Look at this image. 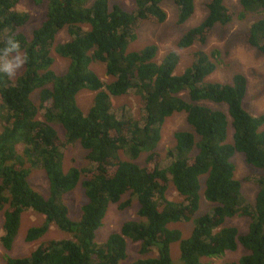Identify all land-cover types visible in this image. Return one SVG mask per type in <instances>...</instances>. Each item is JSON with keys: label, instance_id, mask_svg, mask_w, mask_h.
<instances>
[{"label": "trees", "instance_id": "16d2710c", "mask_svg": "<svg viewBox=\"0 0 264 264\" xmlns=\"http://www.w3.org/2000/svg\"><path fill=\"white\" fill-rule=\"evenodd\" d=\"M19 1L0 0V48L12 36L27 56L14 80L0 73V243L12 247L22 214L30 208L44 221L27 229L25 241L38 240L52 224L70 236L42 240L28 255L8 256L5 264H118L127 257V238L139 242L143 255L129 264H173L170 246L175 242L183 264H210L204 258L238 246L245 253L219 264H264V114L251 115L242 104L246 76L234 73L230 82L207 81L217 63L214 52L201 49L181 74L174 73L180 61L174 50L160 61L155 43L129 50L141 21H165L163 0H135L131 11L109 0H30L46 7L29 38L20 30L29 14L15 10ZM172 2L178 9L176 23L192 16L194 0ZM239 3L241 17L264 12V0ZM205 6L204 18L179 36L177 48L205 44L215 25L225 26L236 15L225 0H207ZM62 29L69 39L55 43ZM245 41L264 55V16L250 24ZM52 50L67 59L65 71L51 68ZM97 62L104 64L110 80H102L91 67ZM82 89L93 92L86 112L76 101ZM131 91L139 97L138 117L124 106L118 112L112 104L114 97ZM207 101L224 104L226 112L203 103ZM175 112L185 113L192 130L175 131L173 147L162 156L156 149L161 126ZM229 124L232 141L227 142ZM75 142L86 150L87 164L64 170L63 148ZM235 152L261 171L251 178L257 186L252 204L234 176L230 158ZM141 156L144 164L136 161ZM26 162L44 171L47 195L30 185ZM169 181L181 200L166 196ZM79 182L86 201L80 217L71 219L64 194ZM201 193L212 206L195 217ZM133 199L139 217L97 243L95 233L108 206L124 209ZM234 216L250 218L246 231L227 223ZM179 221H192L188 237L169 226ZM153 248L156 255L146 256Z\"/></svg>", "mask_w": 264, "mask_h": 264}, {"label": "rangeland", "instance_id": "374dc122", "mask_svg": "<svg viewBox=\"0 0 264 264\" xmlns=\"http://www.w3.org/2000/svg\"><path fill=\"white\" fill-rule=\"evenodd\" d=\"M207 0H194V12L192 16L184 23H176L178 9L172 0L161 1V6L166 12V19L162 23H151L148 21H141L137 30L136 39L129 45V50L140 49L144 45L149 43H155L158 46L157 61L170 50H174L179 54L180 61L175 68V74H181L185 67L189 65L193 59V53L197 50H203L207 53L214 52V61L217 63L215 71L210 74L207 81L218 82H230L234 73H242L247 78V91L242 101L244 108L251 115L264 114V55L258 52L254 47L246 43L245 34L250 24L258 17L264 16L262 13H250L248 12L241 17L242 7L239 0H225L226 5L233 8L236 15L234 19L227 25H215L212 29L207 41L203 45L195 44L185 49H179L176 46V41L179 36L188 28L198 24L206 14L205 2ZM113 3L119 5L123 10L131 11L133 9L135 0H109V4ZM45 3L35 5L30 0H20L15 5V10L19 12H26L29 14L28 21L20 27V30L29 38L32 30L38 27L44 18ZM69 39V34L65 29H62L56 35V42H64ZM134 47V48H131ZM137 47V48H136ZM51 55L54 58V62L51 68L61 73L65 71L68 61L65 58L60 57L54 50L51 51ZM99 77L104 80H110V77L106 75L104 71V64L101 62L93 63L91 66ZM23 70L20 68L14 78V80ZM93 98V92L82 89L76 96V101L80 108L86 112ZM32 99L38 101V92L32 95ZM139 97L133 94L132 91L126 95L114 97L112 104L115 110L120 112L124 106L126 111L134 116H140L141 112L138 107ZM213 108H219L226 112V106L224 104H217L213 102H203ZM113 109V108H112ZM114 110V109H113ZM264 128V126H263ZM61 138H64V131L56 126ZM179 129L192 130L190 125L185 119L184 112H175L171 116L167 117L161 126L160 140L157 144V151L164 156L168 149L172 148L175 139L174 132ZM232 128L229 124L227 130L226 141H232ZM17 149L21 151V146ZM64 158L63 167L64 170L75 166L81 167L87 164L85 158L86 150L81 147L79 142L69 144L63 148ZM140 164H144V156L139 157L137 160ZM231 163L234 165V176L241 182V191L246 201L251 204L254 201V196L257 191V186L254 181H251L252 177L260 174L261 171L245 162L244 155L240 152H235L231 158ZM30 162H26L25 167L30 168L29 183L38 192L47 195L48 193V181L44 171L41 168H35L30 166ZM83 177H81V180ZM166 196L172 200H181L174 189L171 181H169ZM127 196L122 197L124 201ZM86 201L84 190L80 182L69 192L64 194V202L66 203L69 211V217L71 219H78L80 217L81 206ZM200 206L195 217L211 210L212 203L204 199L202 193L200 195ZM138 203L136 199L124 209L118 208V205L110 204L107 212L102 220V224L95 233L94 240L97 243L105 241L109 233L118 231L121 224L131 219H137ZM44 221V215L34 211L33 209H27L21 218L18 234L14 240V243L10 249H5L0 243V264H5L6 258L25 256L33 250L36 245L45 239H59L67 238L70 235L60 230L56 225L52 224L46 234L41 238L33 242H27L24 239L27 229L31 226L40 225ZM250 218L246 216H234L227 220L229 225H234L238 228L239 232H244L248 228ZM2 223L3 216L0 213V236L2 235ZM172 228H178L182 232V236L188 237L192 228V221H179L171 223L169 225ZM127 242V257L121 260L118 264H129L136 258L143 256L140 254L139 242H133L129 238ZM245 253V250L238 246L234 251H227L222 256L204 258L209 261L210 264H219L222 262H231L236 260L240 255ZM170 254L173 264H183L179 257L178 243H172L170 246ZM155 256L156 249L153 248L146 256Z\"/></svg>", "mask_w": 264, "mask_h": 264}, {"label": "clouds", "instance_id": "9594fccd", "mask_svg": "<svg viewBox=\"0 0 264 264\" xmlns=\"http://www.w3.org/2000/svg\"><path fill=\"white\" fill-rule=\"evenodd\" d=\"M26 61L27 56L21 50L20 41L8 36L4 47L0 48V73L6 75L9 79L14 78Z\"/></svg>", "mask_w": 264, "mask_h": 264}]
</instances>
